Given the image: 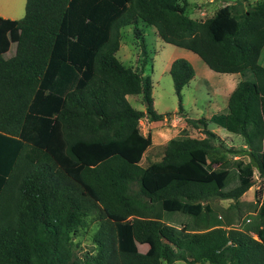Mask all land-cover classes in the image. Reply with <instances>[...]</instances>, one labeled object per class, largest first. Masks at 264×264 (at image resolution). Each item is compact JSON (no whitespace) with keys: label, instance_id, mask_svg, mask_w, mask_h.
Masks as SVG:
<instances>
[{"label":"trees","instance_id":"obj_1","mask_svg":"<svg viewBox=\"0 0 264 264\" xmlns=\"http://www.w3.org/2000/svg\"><path fill=\"white\" fill-rule=\"evenodd\" d=\"M247 5L228 2L200 21L179 0H26L22 18L0 17V264H264V199L237 226L209 203L237 201L254 168L264 177V0ZM140 20L213 71L239 75L223 109L187 118L205 136L171 138L147 167L139 162L151 136L138 121L163 114L150 75L116 57L132 24L146 64ZM169 73L181 113L195 72L179 57ZM127 94L141 95L145 111ZM210 123L240 135L246 149L233 152L249 160L216 170L226 145ZM202 179L214 186L190 182ZM90 224L94 248L80 254L73 238Z\"/></svg>","mask_w":264,"mask_h":264},{"label":"rangeland","instance_id":"obj_2","mask_svg":"<svg viewBox=\"0 0 264 264\" xmlns=\"http://www.w3.org/2000/svg\"><path fill=\"white\" fill-rule=\"evenodd\" d=\"M258 0H247L246 3L239 4L236 0H189L190 4H187V15H189L193 19H197L203 21L207 18L213 16V14L226 3L235 4L240 10H244L248 8V3L254 4ZM186 2L187 0H180L179 3ZM200 6H202V10H199ZM141 27L144 31L145 42L148 43V48L150 49H161L164 47L165 43L162 40H156L154 36L155 28L153 26H149L147 24L142 25ZM133 28V30H132ZM133 26L126 27L123 29L121 34V50L118 51L117 56L125 65H132L137 67V69L142 68L143 72L150 75L151 80L153 82V98L155 100V108L158 112H162L164 115L160 121L151 122L148 121L147 118L141 119L139 122V127L142 133H150L152 137L153 144L149 148V150L145 153L143 159V165H146L147 162H158L161 158V153L163 150V146L166 141L175 136H192L202 138L205 135L201 132L200 129L194 128L187 122V118H199L208 114L209 112H216L212 102H206L207 99L209 101V93L213 96L212 89L215 91V88L212 84H208L205 81L207 78L208 81L216 80L215 78H210L206 76L201 69L197 65L194 66V70L196 71L195 78L190 82V84L183 88V98L182 105L183 111L178 113V100L175 95L172 78L168 71L164 70L158 58H155L152 63L153 67L151 69L150 65L147 67H141L142 56L140 54L139 43L140 39H135V34ZM142 30L140 29V32ZM141 36L140 34H138ZM15 45L12 44L9 51L6 53L5 57H10L14 54ZM165 51V49H164ZM138 53L140 55H138ZM149 53L147 56V61L149 58ZM124 59V60H123ZM149 63V62H148ZM260 63L264 65V47L260 56ZM146 66V65H145ZM216 75H225V74H216ZM238 75V74H236ZM220 78H223L220 76ZM239 78V76H238ZM188 84V83H187ZM221 84V83H220ZM212 85V86H211ZM213 100V98H211ZM129 101L133 107L136 109H140L145 111L146 104L142 100L141 96H130ZM196 102V103H195ZM176 107L177 109L169 108ZM168 108V109H167ZM187 108V111L186 109ZM189 108V109H188ZM191 108L201 111V113L195 114L191 111ZM209 128H215V132L219 134L223 138V141L226 145V151L221 152L220 157H222V163L215 164L216 170L229 169L234 166L235 161L237 159H242L245 162L249 160L247 155H239L234 153L233 151H241L246 146L244 145V140L240 135L233 134L228 132L222 127H219L213 123L209 124ZM246 149V148H245ZM160 170H174L177 172L176 179L184 178L183 174H181L180 169L172 166L158 168ZM183 172V171H182ZM184 173V172H183ZM198 184L204 185H214V181L211 179H202L195 181ZM137 187H135L136 189ZM261 190L260 199L256 197V191ZM264 198V177H260L258 175L257 170L254 168V182L253 185L238 199L234 201L232 199H220V198H212L210 200V204L214 209H216L219 214L230 222H232L233 226H237L239 223V216L244 217L245 214H255L260 206L261 199ZM205 203V202H204ZM90 226V225H89ZM93 227L90 226L87 234H83L80 238L77 239L79 243V249L76 248L78 253H83L85 251L92 250L94 248V244L91 239V232ZM144 251L146 249L145 246L139 248ZM163 264H167L163 261ZM177 264H185L182 261H178Z\"/></svg>","mask_w":264,"mask_h":264},{"label":"crops","instance_id":"obj_3","mask_svg":"<svg viewBox=\"0 0 264 264\" xmlns=\"http://www.w3.org/2000/svg\"><path fill=\"white\" fill-rule=\"evenodd\" d=\"M180 1V0H179ZM25 4H26V0H0V17H2V18H6V19H20V18H22L23 16H24V14H25ZM181 4V3H180ZM185 4H186V14H187V4L189 5L190 4V2H189V0H187V3L185 2ZM200 9L199 10H202V6H200L199 7ZM189 16V15H188ZM141 24L142 25H145V23L144 22H142L141 20L138 22V24H137V27H138V29H141L142 30V36L144 37V39H145V36H144V31H143V29H142V27H141ZM130 26H133L132 24H129L127 27H130ZM150 26V25H149ZM155 28V27H154ZM125 29V28H124ZM132 30H133V28H132ZM122 31L123 30H121V34H122ZM17 31H13L12 33H10L9 34V40H10V44L12 45V44H14L15 45V41H16V37H17ZM154 36H155V38H156V40H158V42H159V40H162L160 37H159V35L157 34V31H156V29H155V31H154ZM163 41V40H162ZM164 42V41H163ZM146 43V42H145ZM165 43V45H164V47L162 46V51H160L161 49H159V50H157V49H155V48H153V49H150V48H148V43L146 44V47H147V54L149 53V58L150 59H148V61H146V66L144 65V66H142V62H141V67H147V65H150L151 66V69H152V67H153V65H152V63L154 62V60H155V58H158V60L160 61V64L162 65V67H163V69L164 70H166V71H168L169 72V69H170V66H171V63H172V61L174 60V59H176V58H179V57H182V58H185V59H187L191 64H192V66H193V69H194V66L195 65H197L198 67H199V69H201L202 71H203V73L206 75V76H208V77H210V78H215L216 80H213V81H211V83H210V81H208V79L207 78H204V79H206L205 81H207V83L208 84H212L213 83V87L215 88V91L212 89L211 91H212V93H213V96L209 93V97L208 98H210L209 99V101H208V99H207V101L206 102H212V104H213V106H214V108L216 109V112H218V111H220L221 109H223L224 107H225V105H226V103H227V99H228V96H229V94H230V92L234 89V87L236 86V84H237V82H238V80H239V78H238V76L239 75H236V73H223V74H225V75H216V74H222V73H219V72H215V71H213L212 69H210L208 66H207V64L196 54V53H194V52H192V51H190V50H188V49H185V48H181V47H178V46H175V45H172V44H169V43H166V42H164ZM11 47V46H10ZM121 47H122V43H121V37H120V45H119V49L117 50V52H116V57L118 58V56H117V53H118V51H120L121 50ZM164 49H165V51H164ZM9 51V50H8ZM7 51V52H8ZM6 52V53H7ZM6 53H5V55H6ZM140 54H141V52H140ZM139 53H138V55H140ZM142 56V55H141ZM118 60L123 64V62L118 58ZM124 60V59H123ZM149 62V63H148ZM123 65H125V64H123ZM125 66H132V65H125ZM135 67V66H134ZM142 68H140V70H141ZM142 71H143V69H142ZM194 72H195V74H194V76H193V78L188 82V84H186L185 86L187 87L189 84H190V82L195 78V76H196V71L194 70ZM143 74H145V75H147V73L145 72H143ZM170 74V73H169ZM171 76V75H170ZM220 76H222L223 78H220ZM221 83V84H220ZM184 86V87H185ZM212 86V85H211ZM183 87V88H184ZM182 91H183V89H182ZM138 96L139 94H127L126 95V98H127V100H128V102L130 103V101H129V98H130V96ZM151 95H152V99H153V102H152V105H153V108L157 111V109L155 108V100H154V98H153V82H152V92H151ZM141 96V95H140ZM182 98H183V93H182ZM211 98H213V100H211ZM183 102V101H182ZM196 103V102H195ZM131 104V103H130ZM132 106V105H131ZM133 107V106H132ZM135 108V107H134ZM169 108H173V109H177L176 107H169ZM136 109V108H135ZM168 109V108H167ZM186 109V111H187V108H185ZM189 109V108H188ZM138 110H140V109H138ZM191 111L193 112V113H195V114H198V113H201V111L200 110H198V108H196V109H193V108H191ZM158 112V111H157ZM158 113H160V114H162V112H158ZM213 113H215V112H209L208 114H206V116L205 115H203V116H200V117H206V118H208V117H210ZM164 116V115H163ZM144 117H142L141 119H143ZM146 118V117H145ZM163 118V117H162ZM161 118V119H162ZM191 118H193V117H191ZM141 119L138 121V129H139V132L143 135V136H146L147 134H150L149 132L148 133H142L141 132V130H140V127H139V122H141ZM148 120V119H147ZM149 121V120H148ZM158 121H160V120H158ZM151 122H157V121H151ZM218 126V125H217ZM208 127H209V125H208ZM210 129V128H209ZM211 131H213L214 133H216L215 132V130H217V129H215V128H212V129H210ZM217 134V133H216ZM218 136H219V134H217ZM151 136V135H150ZM175 137H179V136H175ZM220 137V139H222L223 140V138L221 137V136H219ZM173 138V137H172ZM171 139V138H170ZM170 139H168V140H170ZM168 140L166 141V143L168 142ZM166 143L164 144V146H163V149H164V147H165V145H166ZM225 143V142H224ZM152 144H153V141H152V137H151V145L146 149V151L143 153V155H142V158H141V160H140V162H139V164L142 166V167H147L148 165H150L151 163H155V162H152V161H150V162H147L146 163V165H143V159H144V155H145V153L149 150V148L152 146ZM162 152H163V150H162ZM161 155H162V153H161ZM161 159V158H160ZM160 161V160H159ZM158 161V162H159ZM160 166H158L157 167V170H159L158 168H159ZM162 167H164V166H162ZM220 170V169H219ZM160 171H164V170H160ZM177 180V179H176ZM175 179H173L169 184H171V183H173V182H175L176 181ZM195 181H198V180H190V182H192V183H196ZM167 185V186H165V187H168V186H170V185ZM210 186H214V185H210ZM135 187H137V185H133L132 186V188H134L135 189ZM250 188V187H249ZM248 188V189H249ZM137 189V188H136ZM247 191V190H246ZM245 191V192H246ZM244 192V193H245ZM243 193V194H244ZM242 194V195H243ZM240 199V198H239ZM264 199V198H263ZM263 199H261V201L263 200ZM231 226H232V224H230ZM90 226H94V224H90ZM227 228H229V226H226ZM92 233V232H91ZM253 235V237L254 238H257V236L255 235V234H252ZM81 236H79V237H74L73 238V241H74V244H78L77 246H76V248L78 249V250H80L79 249V243H78V241H77V239L78 238H80ZM94 244V243H93ZM142 246H145L146 248H147V246L146 245H142ZM142 246H140V247H142ZM75 248V249H76ZM178 261H182V260H178ZM178 261H175L173 264H177V262ZM182 262H184L185 264H188L187 262H185V261H182ZM194 264H212V263H209V262H196V263H194Z\"/></svg>","mask_w":264,"mask_h":264},{"label":"water","instance_id":"obj_4","mask_svg":"<svg viewBox=\"0 0 264 264\" xmlns=\"http://www.w3.org/2000/svg\"><path fill=\"white\" fill-rule=\"evenodd\" d=\"M146 105H147V103H146Z\"/></svg>","mask_w":264,"mask_h":264}]
</instances>
